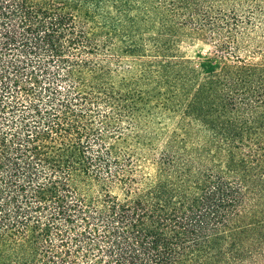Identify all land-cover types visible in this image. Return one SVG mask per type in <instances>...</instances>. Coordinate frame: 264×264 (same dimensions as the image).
<instances>
[{"label": "trees", "instance_id": "trees-1", "mask_svg": "<svg viewBox=\"0 0 264 264\" xmlns=\"http://www.w3.org/2000/svg\"><path fill=\"white\" fill-rule=\"evenodd\" d=\"M0 264H264V0H0Z\"/></svg>", "mask_w": 264, "mask_h": 264}, {"label": "rangeland", "instance_id": "rangeland-1", "mask_svg": "<svg viewBox=\"0 0 264 264\" xmlns=\"http://www.w3.org/2000/svg\"><path fill=\"white\" fill-rule=\"evenodd\" d=\"M250 50H252V48H250ZM179 54L182 57L190 59L192 62L191 64L197 69L200 68L201 64L208 63V61H213L215 64H221L218 61L220 59L222 61H225V57L230 60L233 59V57L225 55L216 43L199 37L188 38L181 41ZM146 175L151 178L154 176V169L151 165L148 166Z\"/></svg>", "mask_w": 264, "mask_h": 264}]
</instances>
